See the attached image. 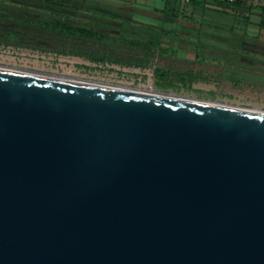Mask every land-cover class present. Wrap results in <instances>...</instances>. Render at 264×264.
Listing matches in <instances>:
<instances>
[{
  "label": "water",
  "instance_id": "obj_1",
  "mask_svg": "<svg viewBox=\"0 0 264 264\" xmlns=\"http://www.w3.org/2000/svg\"><path fill=\"white\" fill-rule=\"evenodd\" d=\"M0 65V264H264V110Z\"/></svg>",
  "mask_w": 264,
  "mask_h": 264
},
{
  "label": "rangeland",
  "instance_id": "obj_2",
  "mask_svg": "<svg viewBox=\"0 0 264 264\" xmlns=\"http://www.w3.org/2000/svg\"><path fill=\"white\" fill-rule=\"evenodd\" d=\"M260 1L0 0V65L264 109Z\"/></svg>",
  "mask_w": 264,
  "mask_h": 264
},
{
  "label": "trees",
  "instance_id": "obj_3",
  "mask_svg": "<svg viewBox=\"0 0 264 264\" xmlns=\"http://www.w3.org/2000/svg\"><path fill=\"white\" fill-rule=\"evenodd\" d=\"M163 1H169L170 3H179L178 0H163ZM208 1H211V2L216 3L218 5H221V4H231V5H233V4H237L238 3V0H234L231 3H226V2H222V1H218V0H190L188 3L183 4V5H188V6H192V7H198L200 5H207L206 2H208ZM72 2H75L78 5H82L83 0H72ZM248 8L249 9H252V8H254V9H260L261 11H264V5H256V4L249 3ZM261 22H262V20L260 21V23ZM60 23L63 24L64 27H67L69 30L76 28V29H79V30H86L87 29L86 31H92L94 29V28L92 29V27H90L88 25L82 27V25L72 24V23H70L68 21H66V22H64V21L61 22L60 21ZM151 38L154 39V40H156V39L158 40L157 37H151ZM149 50H151V49H149Z\"/></svg>",
  "mask_w": 264,
  "mask_h": 264
},
{
  "label": "bare ground",
  "instance_id": "obj_4",
  "mask_svg": "<svg viewBox=\"0 0 264 264\" xmlns=\"http://www.w3.org/2000/svg\"><path fill=\"white\" fill-rule=\"evenodd\" d=\"M8 68H12V69H17V70H22V71H25V70H29L28 72H36V73H41V74H48V75H56V76H63L65 78H69V77H73V76H69V75H62V74H53V73H46V72H39V71H35V70H30V69H25V68H19V67H9ZM74 78H81V77H74ZM81 79H87V78H81ZM87 80H92V79H87ZM92 81H96V82H100V83H109L110 82H103V81H98V80H92ZM137 90H141V91H156V92H159L157 90H154L148 86L146 87H135ZM163 92V91H162ZM171 94H174V95H179V96H184L186 98H192V96H188V95H180V94H175V93H171ZM256 109H259V108H256ZM261 110H264V109H261Z\"/></svg>",
  "mask_w": 264,
  "mask_h": 264
},
{
  "label": "built area",
  "instance_id": "obj_5",
  "mask_svg": "<svg viewBox=\"0 0 264 264\" xmlns=\"http://www.w3.org/2000/svg\"><path fill=\"white\" fill-rule=\"evenodd\" d=\"M179 2L183 3V4H186L188 3L190 0H178ZM218 1H222V2H226V3H231L233 2L234 0H218Z\"/></svg>",
  "mask_w": 264,
  "mask_h": 264
},
{
  "label": "crops",
  "instance_id": "obj_6",
  "mask_svg": "<svg viewBox=\"0 0 264 264\" xmlns=\"http://www.w3.org/2000/svg\"><path fill=\"white\" fill-rule=\"evenodd\" d=\"M253 1H260V0H253ZM262 3L264 4V0H261V1L259 2V5L262 4ZM251 46H252V45H251ZM256 52H257V51H256ZM247 53H249V52H247ZM262 53H263V52H262ZM249 54H252V52H250ZM258 54H259V55H257V56H262V57L264 56V53H263V54L258 53ZM260 54H261V55H260ZM254 55H256V53H254Z\"/></svg>",
  "mask_w": 264,
  "mask_h": 264
}]
</instances>
